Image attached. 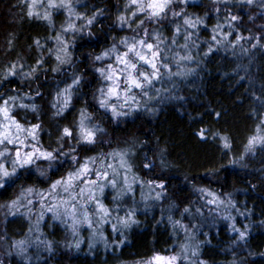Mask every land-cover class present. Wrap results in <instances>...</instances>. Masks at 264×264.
<instances>
[{
    "label": "trees",
    "instance_id": "trees-1",
    "mask_svg": "<svg viewBox=\"0 0 264 264\" xmlns=\"http://www.w3.org/2000/svg\"><path fill=\"white\" fill-rule=\"evenodd\" d=\"M72 1L77 8L72 11L74 29L67 28L71 22L65 9H52L49 24L28 16L31 0H0V104L16 97L9 101L11 114L25 128L40 126L35 139L26 133L23 139L55 157L34 158L31 164L18 167L0 189V264H150L157 255H179L176 264H197L198 260L264 264V144L245 151L250 137L264 136V0L180 1L179 32L169 23L170 5L160 16H150L147 7L138 11L130 0ZM121 15L126 18L123 22L118 19ZM232 16L237 19L231 20ZM186 17L197 26L185 24ZM88 19L93 22L88 24ZM228 32L232 34L225 40L222 33ZM57 35L68 42V55L61 54L65 63L56 59ZM213 35L221 43L214 42ZM237 35L244 39L233 46L229 41L234 42ZM37 38L43 47H36ZM140 40L152 43L159 53L160 77L143 88L122 86L113 99L105 77L109 65L121 76L123 66L108 56L96 57L105 51L114 57L127 52L132 62L136 55L128 44H136V50L144 54L148 51ZM188 55L193 60L178 63L179 57ZM41 59L43 63L37 65ZM14 63L23 68L6 75ZM162 64L170 65L171 74ZM33 68L36 71L28 76ZM76 78L79 84L72 85ZM68 85H72L71 101L60 113ZM122 94L134 99L120 101ZM106 96L113 102L106 101ZM113 105L118 115L113 114ZM65 127L71 130L70 136L64 134ZM87 127L95 134L93 142L83 138ZM119 153L131 165L121 168L132 191L121 195V185L123 190L126 185L113 169L116 186L106 181L99 196L111 215L97 230L82 223L81 234H74L71 225L48 212L37 230V215L7 209L18 198L25 204L27 196L50 188L85 163L89 169L104 171L101 163L110 157L120 162ZM161 182L165 187L156 199L161 191L156 185ZM217 196L225 203H211ZM229 197L234 206L227 203ZM129 210L135 211L138 223L114 232L113 224L120 227L117 216L123 218ZM233 226L246 230V239L240 240ZM37 237L51 241V250ZM19 240L28 241L26 254L16 247ZM185 244L189 250L198 247L197 256L189 251L184 259L181 246Z\"/></svg>",
    "mask_w": 264,
    "mask_h": 264
},
{
    "label": "snow or ice",
    "instance_id": "snow-or-ice-1",
    "mask_svg": "<svg viewBox=\"0 0 264 264\" xmlns=\"http://www.w3.org/2000/svg\"><path fill=\"white\" fill-rule=\"evenodd\" d=\"M131 2L133 4H136L138 6V11H145V7H147L150 11H149V15L150 16H160L161 14H163L165 12V10L168 8V6L171 4L172 0H148L147 5L145 6V4L141 3L140 0H131ZM249 2H251V0H249ZM38 6H44L43 5V0H31V3L28 5V16L30 17H36V18H40L43 19L45 21H47L49 24L52 23V15L50 11H44L43 13H40L39 11H37V7ZM47 8L49 9H56V8H67L69 11V15L72 14V4H71V0H47ZM173 15H177V13H173ZM94 19V17H93ZM93 19H88L87 23L91 24L93 22ZM118 19L123 22L125 21V16L121 15L118 17ZM237 17L232 16L231 20H236ZM200 23H203V21H199ZM185 24L190 25L191 27L195 28L197 26L196 22H193L190 18H185L184 21ZM231 26V25H230ZM75 25H73L72 23H69L67 25L68 29H74ZM219 25L217 26L216 29H213L214 32H216L219 29ZM177 32L180 31L179 27H177L176 29ZM231 32L228 33H222V35L224 36V39L227 40L228 37L231 35ZM54 39L57 41L58 45H63L62 47H58L57 52H56V59L57 61H59L60 63H65L67 62L66 58H62L66 57L68 55V49H67V41L63 39V37L61 35H57L56 37H54ZM157 41L159 42V36L157 35L156 37ZM244 37L237 35L236 36V40L233 41H229V43L233 44V46L235 44H238L241 40H243ZM259 37L257 38V40L259 41ZM212 40L216 43H221V41L217 40L216 35L212 36ZM122 43H124L125 41L122 40ZM138 43L141 46H145L146 49L148 51L151 52V59H149V57L145 54H142L141 51H137L136 50V44H128V50L130 52H135V55L141 60L146 62L148 65H150L152 71L151 73H147V72H141L140 76L143 77V80H141L140 78H138L137 76L133 75L132 72L128 73L127 76V84L129 86V89L131 87H137V88H143L144 84L147 83L149 85L152 84L153 79H159L160 77V71L159 68L157 67V62H156V57L159 55V53L157 51L154 50L155 46L152 43H147L145 45V41L144 40H140L138 41ZM34 44L36 45V47H43L40 43V40L37 38L34 40ZM185 48L188 47L187 44L184 45ZM255 47V45L253 46ZM52 49L49 48V52H51ZM111 51H116L115 46H113ZM212 51V48H209V52ZM207 54V53H206ZM109 52L105 51L101 56H97L96 59L97 60H101L103 59V57L108 56ZM128 53L125 52L122 56L118 55L116 57V59L120 62L123 63L127 66V68L130 69H136L137 65L135 63H131L128 59H127ZM185 60L191 61L193 60V57L191 55L188 56H181L179 57L178 63L183 62ZM43 63V60H37V65H40ZM162 66L165 69L169 70V73L171 74L170 71V65L168 64H162ZM17 67L19 68H23L22 64H18V63H14L12 64L9 68L8 71L6 73V75H15L16 74V69ZM109 74L105 77L108 80H114L116 72L115 69L112 68L111 65H109ZM54 71L56 69H53ZM36 71V68H33L31 71H29L27 73L28 76H32L34 74V72ZM99 71L101 72V74H104L105 69L101 68L99 69ZM188 72L193 71V69H188ZM186 73L184 72H178L176 73V75H185ZM79 78H76L72 81V85H77L79 84ZM72 85H68L64 90H63V100H62V105L59 108V112L62 113L70 104L71 101V87ZM103 91V90H101ZM108 95L109 96H113V95H117V88L116 87H109L108 89ZM144 95H148L147 92L144 93ZM16 99V97H9V100H5L3 104H0V115L3 116L4 120L8 121L7 123H0V144H3L5 141H7L8 143H19L20 145H25V140L24 139H20V134L21 133H26V136H31L33 139L36 138V130L40 127L38 124H33L31 125L30 128H25L24 125H22L21 123H19V121L11 114V110L9 108V101H14ZM60 99V96L58 95V100ZM126 99H134V97H126ZM105 105V101H101V106ZM14 106V105H13ZM22 107H29L28 105H21ZM34 111L36 110L37 106L35 104L30 106ZM112 107V111L114 115H118L119 113H117L116 107L113 105ZM217 117H219L221 115V113H216ZM13 128H14V132H13ZM81 131L82 133L85 131L83 129V115H82V120H81ZM65 135H71V130L67 127L64 128L63 130ZM260 132V127H257V133ZM94 133L91 131H88L87 134L83 137L85 140H87L88 142H93L94 141ZM200 135L203 136V130H201ZM26 138V137H25ZM225 143H224V147L228 148L230 147V145L227 142V138H224ZM260 143V144H264V136H260V135H256V136H252L249 138L248 141V145L246 146L245 151H250L253 149V147L255 146V144ZM27 146V145H25ZM32 151L30 152H25V153H21L19 149L16 150L15 152V158L12 159L11 163H12V168L11 171H9V169L7 168L5 163H0V186H2V182H3V178L4 177H8L10 175H13L16 170H17V166L19 167H24L25 165L31 164L33 162L34 158H37V153H39V157L45 158V159H55L53 152L51 151H41L39 148L36 147V145H32ZM163 151V150H161ZM9 152L8 148H4L3 151H0V157H5V155ZM120 156V163L122 166L130 169L131 165L127 163V160L125 158V154L124 153H119L118 154ZM73 159H75V156H73ZM94 159V158H92ZM161 163L163 164L164 161L162 160ZM231 163H236V161H231ZM111 167V166H109ZM145 167H151V165H145ZM89 171V166L87 163H85L84 165H82L77 172L75 173H69L67 178H61L58 179L56 181H54L49 189V193L53 194V190L57 189L59 186H61L63 184V190L65 192H68L69 189L73 186L74 182L79 179L81 176L85 175L87 172ZM98 180H92V181H88L85 184L84 188L80 189V195L83 196L85 193H87V201H81L83 207V211L81 215H77L78 209L76 204H71L69 203L70 200H74L76 197V194L73 193L72 196L69 199H59L57 200L56 196L53 194L52 198L54 201H56L55 203H53L51 206L46 205L44 203V194L40 193V199H39V203L41 205V210L38 213V217L36 220V225H37V230H39V224L40 222L44 219V216L46 214V212L44 211V209H46L47 212H51L53 214V218L54 219H60L61 215H66L68 217H71L72 220V230L73 233L75 234L77 232V225L78 224H82V223H86L88 224L89 227L93 226V214L90 213L87 210V203L88 202H94L96 205V212H95V216L98 218V222L100 224L106 223V218L109 217L111 215V210L104 205L100 200H98L96 198L95 192L98 190L100 193H103L104 190V184L99 183V179H106L108 177V172H99L97 171L96 173ZM111 183V185L113 187L116 186L117 181L115 179H112L111 181H109ZM124 183L126 185V189L122 190L121 195L124 194V191L126 192H131L132 191V186L131 183H129L127 176H125L124 178ZM150 184L152 182H149ZM93 186H97L96 188H94ZM156 187H158L159 189H161V191L156 192V199H160L162 196V191L164 189V184L161 182L159 184L156 185ZM27 191L29 193H31L33 191V189L29 188L27 189ZM213 196H215V194H212ZM19 202V198L17 200H13L11 202L10 207H16L17 204ZM33 203L32 200L28 201V204L31 205ZM211 203L213 204H224L225 201L220 199V197H215V199H213L211 201ZM228 204L233 205L234 206V201L231 200V198L229 197ZM61 206H63V213H61ZM29 211H31V209H29ZM185 211L187 212L188 209L185 208ZM136 213L134 210H129L126 215L121 218L119 216H117V223L119 224V228L117 227V224H113L112 228L114 232H119L120 229H128L130 228L133 224L138 223V221L135 218ZM229 219H233L232 217H228ZM169 219L171 220L172 218L169 217ZM174 223L179 224V221H174ZM185 227V231H187L186 226H182ZM31 231V229H29ZM233 231L237 232L238 237L240 240H244L247 237V231L246 230H240L237 229L235 226H233ZM101 236L103 237V234L101 233ZM37 242L38 243H43L45 244V246L51 250L52 248V242L51 241H40L39 237H37ZM118 243H123V241H119ZM77 247H79V242H77ZM16 247L18 248L19 252L21 254H26L28 251V241L26 240H19L16 241ZM181 251L182 253H184V259H188V255L187 253H189L190 251V255L191 256H197L198 253V247L189 250V246L187 244L182 245L181 246ZM154 259L157 261V264H176V262L180 259V256H172V257H160L159 255H157L156 257H154ZM189 264H192L191 261H189ZM197 264H207L206 261H197Z\"/></svg>",
    "mask_w": 264,
    "mask_h": 264
},
{
    "label": "rangeland",
    "instance_id": "rangeland-1",
    "mask_svg": "<svg viewBox=\"0 0 264 264\" xmlns=\"http://www.w3.org/2000/svg\"><path fill=\"white\" fill-rule=\"evenodd\" d=\"M180 1H184V3L196 2V0H172V2L170 4V9L168 10V14H170L168 17H169V23H171L170 25L174 29L177 27V24H178V21L177 20H179L181 18L180 15H179L180 9L182 7ZM71 2H73V1L71 0ZM140 2L143 3V4H145V6H146L147 3H148V0H140ZM43 5H44V9L41 10L40 13H43L46 10L51 12L52 9H49V8L46 7L47 0H44V4ZM62 9H65V10L68 11V9L66 7L65 8H62ZM76 9L77 8L75 6L72 7V11H76ZM173 13H177V15H173ZM67 18H69V21L72 24H74V22L76 21L75 20L76 14H73L72 13L71 15H69V12H68V17ZM263 27H264V21H263ZM62 46L63 45H60V47H62ZM143 48H146V47L143 46ZM143 52H144V50H143ZM142 54H144V53H142ZM145 54H148V51ZM147 56L149 57V59H151L152 58L151 57V52ZM133 57H134V60L131 63H135L137 65L136 69H134V70L133 69H130V68H127V66L125 64L120 63L116 59V57H114L113 54H109L108 55V58L110 60H112L114 62V64L115 63H119V64H121L123 66L121 68V71L123 73L122 76L119 75L120 73L116 72V75H115L114 80H108V82L111 85L110 87H113L114 86V87L117 88V94H118V92H121L120 90H121L122 86H124L126 88H129V86L127 84V76H128V73L129 72H132L133 75H136L138 78H140L141 80H143V77L140 76V73L143 72V70H141L140 67H143L144 69L146 68L148 70L151 69L150 65H148L144 61H141L137 56L136 57L133 56ZM106 58H107V56L103 57V59H106ZM114 67L117 68V66H114ZM157 67L160 70L159 62H157ZM146 85H148V84L145 83L144 86H146ZM124 93H126V92L124 91L123 94ZM123 94L120 95V97H119L120 99H118V100L123 101V102H126L127 99H126V97H123ZM114 97H113V99H115ZM105 98H106V101L113 102L112 99H109L108 96H106ZM7 122L8 121L4 120L3 116L0 115V123H7ZM90 130H91V128L87 127L86 134ZM14 131L15 130L13 128V132ZM23 136H24L23 133H21L20 134V139H23ZM25 145H27V146H25ZM25 145H20L18 142L15 143V144H12V143H8L7 141H5L3 144H0V151H3V149L5 147L9 149V152L5 155V157H0V163H5L6 166H7V168L9 169V171H11V168H12L11 161H12V159L15 158V152H16L17 149H19L22 154L25 153V152H30V151L33 150L32 147H31L33 144L26 143V141H25ZM40 150L41 151H45V150H42V149H40ZM37 158H42V157H39V153H37ZM101 166H104V169H105L104 171L101 170L102 168L101 169L97 168L95 171L93 169H89V171L85 175L81 176L79 179H77L74 182L73 186L69 189L68 192H65L63 190V184L61 186H59L57 189L53 190V194L56 196L57 200H59V199H66L67 200V199H69L72 196L73 193H75L76 194L75 199L74 200H70L69 203L76 204L77 209H78L77 215L79 216V215L82 214L83 207H84L82 205L81 201H87V193H85L83 196H81L80 195V189L85 187L86 182L92 181V180H98V177L96 175L97 171H99L101 173L108 172V177L106 179H102V178L99 179V183H102V184L105 183L106 181L109 182V181L112 180V177H113L112 175L114 173L113 169L116 171V177H118L119 179L121 178L124 181L125 176H127L126 175L127 173H126L125 169L124 168H121V164H120L119 160H114L113 157H110V158L105 159L101 163ZM109 166H111V167H109ZM18 167L19 166H17V168ZM119 168L122 169L121 170V174L119 173V171H120ZM11 176L12 175L3 178L2 186H0V189H2L7 184V182L11 178ZM66 178H67V176L64 179H66ZM121 179H120V181H121ZM123 186L124 185H121V188H122L121 190H123ZM93 187L96 188L97 186H93ZM49 189L50 188L30 194L29 196H27V199H26L27 202L25 204H22L21 203V200H19V202H18V204H17L16 207H10V205H11V202H10V203H8L7 209L9 210L10 213H16V212H18L20 210H23L25 212H29L31 214H35V215L38 216V213L41 210V205L39 203V199H40V195L39 194L40 193H43L44 194V203L46 205L51 206L53 203L56 202L52 198V195L53 194H50L49 193ZM95 195H96V198L99 200L100 192L98 190L95 192ZM29 200H32L33 201V203L31 205L28 204V201ZM86 207H87V210L90 213L93 214V216H92L93 223H94V225L92 226L94 228L93 231L94 230H97V228H99L101 226V224L98 222V218L95 216L96 205H95L94 202H88L87 205H86ZM29 209H31V211H29ZM44 211L47 212L46 209H44ZM48 213H51V212H48ZM61 213H63V206H61ZM114 218H116V216H114ZM60 219L63 220L65 223H68L69 225L72 224L71 217H68V216L62 214ZM86 225L88 226V224H86ZM79 226H80V224L77 225V232L75 233V234H78V235L81 234V231L79 229ZM149 263L150 264H157V261L155 259H153Z\"/></svg>",
    "mask_w": 264,
    "mask_h": 264
},
{
    "label": "flooded vegetation",
    "instance_id": "flooded-vegetation-1",
    "mask_svg": "<svg viewBox=\"0 0 264 264\" xmlns=\"http://www.w3.org/2000/svg\"><path fill=\"white\" fill-rule=\"evenodd\" d=\"M43 4H44V0H43ZM44 9V6H39V7H37V11H40L41 12V10H43ZM52 11V10H51Z\"/></svg>",
    "mask_w": 264,
    "mask_h": 264
}]
</instances>
